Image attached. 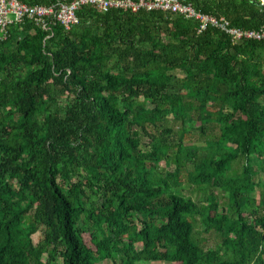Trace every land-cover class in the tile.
Returning <instances> with one entry per match:
<instances>
[{
    "label": "trees",
    "instance_id": "1",
    "mask_svg": "<svg viewBox=\"0 0 264 264\" xmlns=\"http://www.w3.org/2000/svg\"><path fill=\"white\" fill-rule=\"evenodd\" d=\"M186 1L264 29L259 1ZM76 15L0 33V264H264V41Z\"/></svg>",
    "mask_w": 264,
    "mask_h": 264
},
{
    "label": "built area",
    "instance_id": "2",
    "mask_svg": "<svg viewBox=\"0 0 264 264\" xmlns=\"http://www.w3.org/2000/svg\"><path fill=\"white\" fill-rule=\"evenodd\" d=\"M261 6L264 3L260 2ZM89 6L99 13L111 10L138 13L164 12L172 13L184 19L198 23V33L207 27L219 29L231 37L233 43L243 40L264 41V29L242 31L233 28L223 18H216L197 12L186 0H72L58 2L49 6H29L20 0H0V33L5 39L7 29L25 20L46 28L48 22H56L65 30L71 29L78 23L76 12L79 8Z\"/></svg>",
    "mask_w": 264,
    "mask_h": 264
},
{
    "label": "rangeland",
    "instance_id": "3",
    "mask_svg": "<svg viewBox=\"0 0 264 264\" xmlns=\"http://www.w3.org/2000/svg\"><path fill=\"white\" fill-rule=\"evenodd\" d=\"M185 142L186 143L187 142L198 143V141H197V135L194 132H190L188 134V136L186 137ZM182 188H183V194L184 195L191 196V198L193 200L196 199L197 192L196 191L190 192V190L192 189L190 186L183 185ZM199 196H201V195H199ZM197 231L199 232V237H201V238L204 239V243H202V246H205L207 248L208 247H215L216 243L219 242V240H218V238L216 236L203 234L202 231H201V228L197 227ZM40 238H41L40 233L35 234L33 236V242L36 244L39 241ZM101 264H111V262L104 261ZM145 264H168V263H164V262H150V263H145Z\"/></svg>",
    "mask_w": 264,
    "mask_h": 264
},
{
    "label": "water",
    "instance_id": "4",
    "mask_svg": "<svg viewBox=\"0 0 264 264\" xmlns=\"http://www.w3.org/2000/svg\"><path fill=\"white\" fill-rule=\"evenodd\" d=\"M256 1H259V2H261V1H262V2L264 3V0H256Z\"/></svg>",
    "mask_w": 264,
    "mask_h": 264
}]
</instances>
